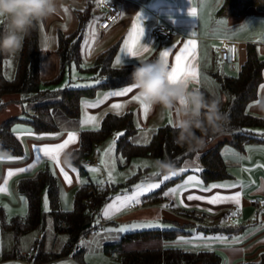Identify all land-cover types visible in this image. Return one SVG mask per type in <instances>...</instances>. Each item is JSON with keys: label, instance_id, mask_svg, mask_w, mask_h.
Segmentation results:
<instances>
[{"label": "crops", "instance_id": "obj_1", "mask_svg": "<svg viewBox=\"0 0 264 264\" xmlns=\"http://www.w3.org/2000/svg\"><path fill=\"white\" fill-rule=\"evenodd\" d=\"M112 1L115 2L120 8V15L117 20L111 24V26L104 30H101L99 28V20L104 12L101 7V0H62V7L60 8L58 14L53 15L52 17L47 18L37 24L39 69L40 77L43 81V86L51 88L62 87L67 84H71L74 80L81 79L91 80V82L95 84L98 79L92 78L94 73L93 71H91V68L95 64L96 57L112 46H116V53L112 60V65L114 66L116 64L117 57H121L123 60V63L121 65L115 67L132 66L141 60H157L158 58H160V53L162 51L169 50L167 61L171 69V67L176 63L175 55L179 52L180 48L183 47V43L190 39L194 40L196 42V58L194 63L198 72L199 83L190 80L189 84L190 87L199 89L201 87H205L209 90L210 88L207 87V85H204L206 83L203 81V79L207 78L209 82L212 80L217 82L214 75H232L230 74V72L234 71L230 69L226 62L223 65L214 64L215 62L219 61V57H217L218 54L216 52V47L220 43L221 39H230L237 42V66H239V64L245 58V45L247 43H253L255 45L258 57L264 60V11L252 8L247 13H244L242 15L227 16L226 22H222L225 27H223V29H221L220 31H216L213 16H215L216 18L223 17L216 14V10L222 0ZM192 7L196 8V17H192L188 14V11ZM65 8H67V12L65 11ZM81 11L85 16V24L83 25L82 37L80 42V68L73 62H68L67 64H65L64 73L58 80V82L46 85V82H51L58 75L60 70V60L56 51L58 34L60 32L63 34H70L75 32L79 27L80 20L78 13ZM141 14L144 18L143 26L145 28V35L143 38H141V44H146L149 50L147 52H142L139 57H132L126 55L121 51V49L124 47V41L128 39V34L132 29L133 24L138 22L137 16ZM163 21L167 22L170 25H173L176 28L177 32L171 34L170 36L158 39L154 44H149L147 42V38L151 26L155 23ZM3 24L4 22L0 21L1 30L3 29ZM93 31L95 34L94 39L90 36V33ZM85 41H88V44H85ZM2 56L4 71V62L7 56L4 54H2ZM17 56L18 54L14 56L15 66L17 62ZM184 63H186V61H182V64ZM235 74L236 73H234V75ZM5 76L7 77V75ZM261 85H264V66L261 72V81L257 87L256 97L250 100L245 107L246 113L264 119V113H261L258 108L253 106L254 102L260 96H264V89L261 88ZM125 87H130V84L112 90H99L95 97L84 98L81 101L79 121L81 122L82 117L81 109L82 104H84L82 102L86 101L89 103H95L98 98L103 99L105 94L112 91L122 90ZM211 92L215 95L213 91ZM133 95H137L135 89H133L131 93H128L127 95L122 97L109 96L108 99L104 100V102L97 107H85V110L92 116H95L97 118V121L94 123H98V125H100L101 119L106 113L110 112L116 114V110L112 109L111 107L112 104L121 103L124 105L123 109L120 110L121 114L125 112H131L134 124L138 128V131L140 128H144L148 134H152V132L161 125L169 124V114L168 112L162 110L160 106L151 107L147 115L145 116L140 103L131 99ZM0 102H2L0 103V124L8 118H22L21 120L15 119L10 125L11 132L21 143L22 153H20V155L10 154L9 156L23 158L11 162L5 160L4 162L0 163V185H3L4 180L7 178L8 171L11 170L15 172L19 168H26L29 164H35L34 169L25 173L17 172L10 179H8L7 188L10 194L0 193V208H2V210L5 212L7 219L10 215L13 217H22L24 215L19 214H24L27 209L26 198L18 191V180L22 178L32 177L41 169L47 168L52 173L55 169L54 176L56 178L58 187V178H60V181L62 182L66 190H71L73 192V198L76 189L82 184L80 183V177L77 174L78 168L72 164V167L76 169V172H72L69 167H66L62 163V154L71 152V150L77 147L78 142L76 144L70 145L60 155V166L68 172V175L72 179L71 184H68L65 181L63 175L59 171V167L54 166L53 163L43 155V153H37L34 151V146L52 147L58 143H62L63 139L67 138L68 132H76L79 141V131L81 129H93L92 123H88L82 127L79 122L78 126H74L72 128L63 129L59 127V130L54 132H36L33 130L30 123L23 120L29 117V112L31 110L29 106L27 107V109L24 108L22 102L20 101L19 94L15 93L4 95L0 98ZM103 107H106L107 110L101 113L102 111L100 112V109H102ZM20 114L21 116H19ZM135 114L137 116L136 121ZM171 119L173 121V114L171 115ZM14 128L19 129V131L14 132ZM115 133L117 134L119 132ZM57 134L62 135L57 136ZM116 134L113 136L114 139L117 138ZM37 136H43L44 139L38 140L36 139ZM227 139H230V137H227L223 140ZM209 140L211 139L206 138V141ZM219 142L220 141H218L217 143ZM207 149H202L200 154ZM221 153L225 160V163L227 164V169L230 173V177L223 178L209 184L203 183V187H208L212 184H236L235 188H216L212 189L210 192H204L200 187L189 186L186 190H183L174 195L166 196V199L163 200L165 202L161 201L158 203H149L145 201L143 199V196L145 195L144 194L140 197L141 203L139 205H133L127 210H122L120 213H114L111 217H105L104 209L106 205L112 203L114 198L117 196L113 195L108 201L105 202V204L99 211V218L101 222H107V224L111 223L114 226L116 224V221H137L138 224H152V226H149L148 228H156V225L161 226V223H170L169 220L172 219L177 220L179 223L192 221L194 225L188 228L190 232L187 234H180L179 236H195V238L193 239L183 240L186 242L219 246L220 249L214 248V250H219L222 259L221 264H240L243 261L257 259L259 255L264 252V214L255 211L249 204L248 198L250 196L264 197V144L261 142L248 143L244 146L243 149L238 150L227 142L222 146ZM37 155L41 157L40 160H36ZM193 156H190V158ZM184 172L185 173L183 177L170 185L165 192L177 187V185L183 184L184 181L187 180V178L189 177V173H186V171ZM141 181H139L135 185L139 184ZM200 181H202L201 177ZM135 185L131 189H128V195L132 194ZM237 191L241 193L240 205H236L232 202L210 204L207 199L214 195H234ZM59 195L61 208L67 209L69 207L68 202L65 203V206L61 202L62 197L60 194V187ZM188 195L204 196L206 199L199 201H190L187 199ZM42 200L43 196L41 198V201ZM181 200L183 201V204L180 203ZM166 201L169 203H167ZM229 204V208L235 207L240 211V217L233 223H228L226 218H223V216L219 215V213L217 212L220 207H223L224 205L228 206ZM164 205L169 206L164 207ZM185 210L192 211L194 215L192 217L186 216ZM208 216H210V218H208ZM204 218H208V223H204ZM198 225H200L201 227H198ZM171 227L173 226L165 228ZM204 227L216 229L205 230ZM225 227L238 228V230L230 232L219 230ZM144 229L147 228L144 227ZM194 230L197 231L196 233L201 231L205 233V235L196 237V235L198 234L194 235ZM124 233L119 231L116 235L120 239ZM7 236L10 237V234H7ZM216 236L228 237V240L226 242H222L217 240L205 239ZM233 237H243V239L239 242H233ZM11 239H13V235H11ZM179 240L180 239L178 238L175 241L171 242L161 241L159 239L137 240L126 244V248L142 249L173 246L171 244L179 242ZM81 246H83V244H81ZM9 251L10 249H8L7 251H0V257L4 253H10ZM67 257L70 259H74L73 257L65 256V258ZM21 258L22 257H20V259ZM3 260L4 259H2L1 261Z\"/></svg>", "mask_w": 264, "mask_h": 264}, {"label": "trees", "instance_id": "obj_2", "mask_svg": "<svg viewBox=\"0 0 264 264\" xmlns=\"http://www.w3.org/2000/svg\"><path fill=\"white\" fill-rule=\"evenodd\" d=\"M256 8L264 11V0H222L216 10L218 16L242 15L250 9ZM79 27L70 34H58L57 54L60 60L58 75L46 85L58 82L64 73L65 64L73 62L79 66L81 61L80 42L82 29L85 24V16L82 11L78 13ZM1 30V29H0ZM116 53V46H112L100 53L95 60L92 78H97L99 83L87 87H74L65 85L62 87H46L40 77L39 69V45L37 40V24L25 38L22 50L18 53L14 75L7 78L3 71V56L0 54V98L8 94H19L20 101L29 102L30 115L23 119L31 124L36 132H54L59 130L54 108H58L68 118H79L81 101L84 98H93L99 90H112L131 84L130 74L132 66L115 67L112 60ZM154 61V60H149ZM264 60L257 55L255 45H245V58L236 69V74L214 75L219 86L229 93L231 101L224 112L227 122L222 132L231 134L230 139L220 141L213 147L202 152L199 157L200 177L204 184L230 177L227 164L222 156V146L227 142L234 148L241 150L248 143L264 144V119L246 113L247 103L256 97L257 87L261 81V72ZM200 90L206 96L214 94L207 88ZM3 105V104H1ZM18 117L8 118L0 124V148L7 150L11 155H20L22 146L19 140L10 130V125ZM253 128H261L257 131ZM138 128L134 124L131 112L123 114L106 113L101 119L99 131L93 129H81L76 148L71 150L73 154L72 164L78 168L79 174L88 177L85 166L81 164V158L91 154L95 144L104 141L113 132L123 133L116 138L115 154L123 158L128 165L133 158L148 157L156 159H168L174 162L176 169L193 155V151L174 142L175 131L171 124L157 127L146 143H134L132 137ZM221 133V132H220ZM220 133L211 136L216 137ZM199 135V133H198ZM119 166L120 163H119ZM185 172L174 178L163 181L160 188L146 193L143 199L149 203H158L166 199L164 195L167 188L181 179ZM149 176L148 167H138L137 171L128 176L123 182H97L88 181L80 185L73 196L72 208L63 210L60 205L59 187L54 174L47 168L39 170L34 176L18 180V191L27 201V212L24 216H14L7 219L5 212L0 208V229L12 232L13 241L18 242L20 236L36 229L44 227L46 217L52 219L55 233L65 234L66 240L58 251L45 250V236L36 239L33 243L35 253L32 256L34 264H44L59 258L68 256L73 252L75 258H82L84 248L75 250L76 244L85 234L93 231L100 224L99 211L101 207L113 195L123 189H131L136 183ZM164 175L157 173L151 179H161ZM43 191L48 201V211H43L41 198ZM186 216L192 217V211L185 210ZM183 212V213H185ZM171 228H147L124 233L118 241L105 243L103 250L106 253H116L120 264H221L220 253L215 250H186L177 246H163L158 248L127 249L126 244L137 240L159 239L161 241H175L180 234L189 233L193 226L192 221L179 223L177 220H169ZM198 227H201L198 225ZM205 230H215L207 228ZM226 232L237 231L238 228L225 227ZM15 253H4L0 259L16 257ZM22 256V255H21ZM19 256V257H21ZM240 264H264V252L255 260L243 261Z\"/></svg>", "mask_w": 264, "mask_h": 264}, {"label": "rangeland", "instance_id": "obj_3", "mask_svg": "<svg viewBox=\"0 0 264 264\" xmlns=\"http://www.w3.org/2000/svg\"><path fill=\"white\" fill-rule=\"evenodd\" d=\"M226 17H215L213 16V21H214V25H215V30L216 31H220L221 29H223V27H225V25L222 22H226ZM3 27V26H2ZM222 40V39H221ZM219 45V44H218ZM217 45V46H218ZM218 57V56H217ZM219 59V58H218ZM225 62L220 60L215 62V65H223ZM227 63V62H226ZM227 65L229 66V64L227 63ZM14 71H15V60L14 57H10L7 56L5 62H4V72L5 75H7L8 78H12L14 75ZM237 71L234 70L232 72H230V74H234ZM203 81L206 83L204 85H207V87L210 88L211 91H213L215 93V95L220 97L221 100V109L223 111L226 110L227 105L230 103L231 101V96L229 95L228 92H226L225 90H223L219 84L217 82H215L214 80L210 81L205 78L203 79ZM94 83L91 82V80H74L71 84H67L70 86H74V87H85L83 85H93ZM89 100V99H86ZM92 100V99H90ZM12 102V101H11ZM9 102V103H11ZM24 108L27 109V107L31 106V103L26 102L23 103ZM82 117H81V121L84 119L85 114H87L88 116H92L91 114H89L86 110H85V106L84 104H82ZM107 108L103 107L102 109H100V112L103 113L104 111H106ZM54 115L56 117L57 120V124L65 129V128H72L74 126H78L79 124V118H68L66 117L58 108H54ZM24 115V114H23ZM21 116V114L19 115ZM137 120V116L135 114V121ZM138 123V122H137ZM81 124V123H80ZM172 125V124H171ZM139 126V125H138ZM253 130H262L260 128H253ZM116 133L113 132L111 135H109L104 141H102L101 143L95 145L93 147V150L91 152L90 155H88V157H92L96 160L100 161V165L99 166H87L85 167L88 177L92 180V181H97V182H110L109 181V177H108V173L109 171H112V176H113V181L112 182H123L128 176H130L131 174H133L134 172L137 171L138 167H144L143 164H147V167L149 168V176H146V179L141 181L139 184L143 183V184H149V183H162L163 181H165L163 178L161 179H151L150 177H153L157 174V170L154 167V162L157 160L156 158H148V157H137V158H133L130 163L128 165H123L124 164V160L121 156L116 155L115 151L105 154L106 150L108 149L109 145L112 143L113 140H115L113 138V136ZM151 134H148L147 131L144 128H140L138 133L132 137V141L133 142H137V143H146L150 138ZM227 137H231V134L228 132H221L219 135H217L216 137L212 138L209 141H206L205 146L203 148H200L198 150H196L194 152V156L193 157H189L187 158L183 163L182 166L180 168L177 169V175L181 174L182 172L186 171V173H189V176H196L199 180H200V175L199 172L200 171H196L197 168L201 169L199 166V161H198V155L200 154L201 150L203 149H207L213 145H215L218 141H221ZM87 157V156H84ZM101 160L105 161V163H101ZM113 161H115V167L113 169ZM119 163L121 166H119ZM93 168H98L99 171H91L90 169ZM181 169H184V171H180ZM78 176L80 177V183L84 184L85 182L88 181V177L84 176V175H80L79 171H77ZM176 175V176H177ZM176 176H170L169 179L174 178ZM188 179V178H187ZM58 183H59V187H60V194H61V202L62 204L65 206V203L68 202V208L67 209H63V210H70L71 209V205H72V194L73 192L71 190H66V188L63 186L62 182L60 181V178H58ZM129 190L128 189H123L122 191L118 192L115 195H124L125 193H128ZM43 196V200L41 201V207L42 210L45 211V198L46 194L43 191L42 193ZM44 202V204H43ZM165 202V201H163ZM167 202V201H166ZM169 203V202H167ZM230 204L228 206L224 205L223 207H220V209L217 211L219 213V215L223 216V218L226 215L227 210L229 209ZM47 208H48V201H47ZM27 209L25 211L24 214H19V215H26ZM13 216H8V219H10ZM208 218H210V216H208ZM208 218H204V223H208ZM99 221V226L97 228H95L93 231L88 232L87 234H85V236H83V238H81V243L78 246V243L76 244L75 248H84V252L82 254V258H75L73 256V252H71V254H69V257H73L74 259H70V258H59L57 260H53L50 262H46L44 264H120L119 261V257L117 256L116 253H106L103 250V245L105 243H110V242H115L118 241L119 238L116 235L119 232L120 228H125L126 230L123 231L124 232H129V231H133V230H139V229H144L148 228L149 226H152V224H144L146 226L144 227H138V228H133L131 227L132 224H137V221H132V222H128V221H116V224L113 226L111 223L107 222H101L100 218H97L96 222ZM228 222V221H227ZM229 223V222H228ZM161 226L156 225L159 228L162 227H169V226H173V224L170 223H161ZM194 235H196V237H201L204 236L205 233L199 231L198 233H196L197 231L194 230ZM7 234H10V237L7 236ZM44 234L45 236V250L47 251H58L61 246L63 245V243L66 240V235L62 234V233H55L53 230V226H52V219L50 217H46L45 220V224L43 229L42 228H36L22 236H20L19 240L17 243H15V241H13V239H11V235L12 232L8 231V230H3L0 229V251H7L8 249H10V253H15L17 256L13 257V258H8V259H4L3 261H1L2 259H0V264H24V261L21 257H23V254H25V252L29 249L30 246H33L34 241L38 238L40 239L41 236ZM195 238V236H179L178 239L179 242H176L174 244H171L173 246H177V247H182L183 249L186 250H197L198 249H220L219 246H212V245H203V244H194L191 242H186L183 240H189V239H193ZM81 244H83V246H81ZM78 246V247H77ZM34 247V246H33ZM219 253V250H217ZM35 252H33L32 256L34 255ZM19 257V258H18Z\"/></svg>", "mask_w": 264, "mask_h": 264}, {"label": "clouds", "instance_id": "obj_4", "mask_svg": "<svg viewBox=\"0 0 264 264\" xmlns=\"http://www.w3.org/2000/svg\"><path fill=\"white\" fill-rule=\"evenodd\" d=\"M61 7L62 0H0V21L4 22L0 30V54L16 56L36 24L58 14ZM170 71L168 61L162 57L150 62L141 60L133 65L130 87L145 104L171 112L174 115V142L189 151H196L205 146L206 138L223 131L228 118L221 111L219 96H206L183 80L170 82ZM253 106L264 113V96H260ZM9 155L7 150L0 148V158ZM72 162V152L62 154V163L66 167L72 166ZM154 167L164 176L177 172L174 162L168 159H157Z\"/></svg>", "mask_w": 264, "mask_h": 264}, {"label": "snow or ice", "instance_id": "obj_5", "mask_svg": "<svg viewBox=\"0 0 264 264\" xmlns=\"http://www.w3.org/2000/svg\"><path fill=\"white\" fill-rule=\"evenodd\" d=\"M65 11L67 12V8H65ZM188 14L192 17H196L197 12L196 8L192 7L189 11ZM70 18V17H69ZM143 15H138L137 16V23H134L132 26V29L130 30L128 34V39L124 41V47L121 49L122 52H124L126 55L132 56V57H139L142 52H147L149 49L146 44H141V38L144 37L145 35V28L143 26ZM90 36L94 39L95 34L94 31L90 33ZM85 44H88V41H85ZM195 49H196V42L194 40H187L186 42L183 43V47L180 48L179 52L175 55V65L171 67V71L169 73V81L172 83H175L177 81L183 80L186 83H189V81H196L199 83L198 80V72L196 69V65L194 63L195 61ZM230 52H235V48H232L229 50ZM169 56V50H164L160 53V57L164 58L167 60ZM182 61H186V63L182 64ZM123 63V60L121 57L116 58V64L114 66H119ZM96 83H99V81H96ZM85 87L89 85H83ZM261 88L264 89V85H261ZM133 91L132 87H125L122 90L119 91H112L104 95L103 99H97L95 103H89V102H82L84 103L85 107H97L98 105L102 104L104 100L108 99L109 96L113 97H122L127 95L128 93H131ZM133 101H138L140 105L143 108L145 116L147 115L148 111L150 110L151 106L145 104L138 95H133L131 97ZM2 103V102H0ZM112 109L116 110V114L119 115L121 114L120 110L123 109L124 105L121 103H115L112 104ZM169 114V124H172V119H171V112H168ZM97 121V118L95 116H88L85 114L84 119L80 122L81 126L83 127L84 125L88 123H92L93 125V130L99 131V125L98 123H94ZM14 132H18L19 129L14 128ZM31 134V133H29ZM62 135V134H57V136ZM123 133H117L116 136L119 138L122 136ZM36 139H44L43 136H37ZM78 142V135L76 132H68L67 133V138L63 139L62 143H58L52 147L44 146V147H36L34 146V151L37 153H43L45 157H47L54 166L59 167L60 173L63 175L65 181L68 184L72 183V179L68 175V172L65 171L63 167L60 166V155L61 153L67 149L70 145L76 144ZM115 143L116 141L113 140L112 143L109 145L108 149L106 150L105 154L111 153L115 149ZM17 159H23L17 158V157H12L8 156L6 158H0V163L4 162L5 160L11 162L15 161ZM41 157L39 155L36 156V160H40ZM101 163H105V161L101 160ZM113 169L115 167V161H113ZM144 167H147V164H143ZM35 168V164H29L26 168H19L15 172L13 171H8L7 173V178L4 180L3 185H0V193H5V194H10L8 192L7 184H8V179H10L13 175H15L17 172L18 173H25L28 172L32 169ZM69 169L72 172H76V169L73 168L72 166L69 167ZM91 171H99L98 168H93L90 169ZM180 171H184V169H181ZM196 171H200L199 168L196 169ZM53 174L55 175V169L53 170ZM178 173H173L169 176H164V180H168L170 176H176ZM109 181H113V176H112V171H109L108 173ZM160 183H149L147 185L141 183L137 184L134 187V190L132 191L131 195H128L125 193L124 195H117L112 203H109L106 205L104 209V216L105 217H111L114 213H120L122 210H127L133 205H139L141 203L140 197L143 196L146 193H151L152 190L160 188ZM189 186L191 187H200L202 191L204 192H210L212 189L216 188H235L236 184H212L209 185L208 187H203V182L200 181L196 176H189L186 181H184L183 184L177 185V187L170 189L169 191L165 192V196L169 195H174L176 193H179L183 190H186ZM23 199V198H21ZM188 200H204L206 199L204 196H197V195H188L187 196ZM208 202L210 204H219V203H224V202H232L235 203L236 205H240L241 202V193L237 191L234 195H228V196H222V195H214L211 196L210 198H207ZM181 204H183V201H180ZM169 205H164V207H168ZM186 206V205H185ZM7 207V206H5ZM45 211H48L47 208V198H45ZM210 211V209H209ZM232 216L237 215V212H233L231 214ZM223 223V222H222ZM146 225L144 224H132L131 227L133 228H138V227H144ZM125 228H120L119 231L123 232L125 231ZM205 239H210V240H217V241H222L226 242L228 240V237H223V236H216V237H210V238H205ZM243 237H233L232 240L233 242H239L242 240Z\"/></svg>", "mask_w": 264, "mask_h": 264}, {"label": "built area", "instance_id": "obj_6", "mask_svg": "<svg viewBox=\"0 0 264 264\" xmlns=\"http://www.w3.org/2000/svg\"><path fill=\"white\" fill-rule=\"evenodd\" d=\"M101 7L104 10L102 17L99 20V28L104 30L111 26L120 15V8L112 0H101ZM177 32L176 28L173 25L168 24L167 22L155 23L151 26L147 42L149 44H154L158 39L170 36L171 34ZM235 48V52H230L229 50ZM237 48L238 44L234 40L222 39L219 45L216 47V52L220 60L227 62L230 69H237ZM81 164L85 167L87 166H99L100 161L92 157H82ZM249 204L253 207L255 211H258L264 214V197L262 196H250L248 198ZM233 212H237V215L232 216ZM240 217V211L235 207H231L227 210L225 218L229 223H233L236 219ZM80 241L78 242V246ZM77 246V247H78ZM78 248H75V250ZM35 251L33 246H30L29 249L25 252L22 257L24 264H34L32 261V254Z\"/></svg>", "mask_w": 264, "mask_h": 264}]
</instances>
